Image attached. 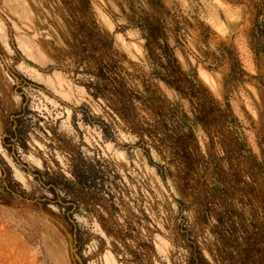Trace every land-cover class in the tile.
<instances>
[{
  "label": "rangeland",
  "instance_id": "374dc122",
  "mask_svg": "<svg viewBox=\"0 0 264 264\" xmlns=\"http://www.w3.org/2000/svg\"><path fill=\"white\" fill-rule=\"evenodd\" d=\"M0 264H264V0H0Z\"/></svg>",
  "mask_w": 264,
  "mask_h": 264
}]
</instances>
